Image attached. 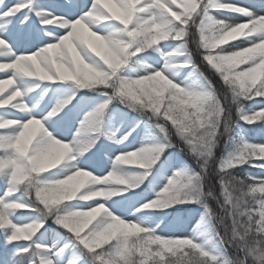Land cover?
Listing matches in <instances>:
<instances>
[{
    "label": "snow or ice",
    "instance_id": "1",
    "mask_svg": "<svg viewBox=\"0 0 264 264\" xmlns=\"http://www.w3.org/2000/svg\"><path fill=\"white\" fill-rule=\"evenodd\" d=\"M0 73V264H264V0H0Z\"/></svg>",
    "mask_w": 264,
    "mask_h": 264
},
{
    "label": "rangeland",
    "instance_id": "2",
    "mask_svg": "<svg viewBox=\"0 0 264 264\" xmlns=\"http://www.w3.org/2000/svg\"><path fill=\"white\" fill-rule=\"evenodd\" d=\"M232 2H236V3L241 4V5H251L254 2V0H232ZM218 18L226 19L232 23L242 22V20L244 19L243 17H241L239 15H232V16H220V15H218ZM234 43H239V41H235ZM223 47H229V45H224ZM241 67H243V65ZM3 78H5V74L0 73V79H3ZM0 111H2V110H0ZM257 123H259V121H257ZM78 127H79V124L77 122L69 130L65 131L63 133V136H66L68 139H71L75 135L76 128H78ZM251 127L252 128H247V129L251 130V129L256 128V126H254V125H251ZM245 128H246V125H245ZM248 139H250L256 143H264V136L248 134ZM107 170H110V166H107ZM107 170L104 172V174H107ZM252 173L254 175H257L258 177L261 175L259 170L252 171ZM94 174L99 175L100 173L96 172ZM0 187H2V186H0ZM195 207L196 206H193V207H191V209L195 208ZM188 210H190V209H188ZM197 219H198V217H197ZM50 226H54V225H50ZM189 232H190V229H189Z\"/></svg>",
    "mask_w": 264,
    "mask_h": 264
},
{
    "label": "trees",
    "instance_id": "3",
    "mask_svg": "<svg viewBox=\"0 0 264 264\" xmlns=\"http://www.w3.org/2000/svg\"><path fill=\"white\" fill-rule=\"evenodd\" d=\"M213 78V81L214 82H216L217 80H218V77H216V76H213L212 77ZM245 167H247V166H245ZM248 171H249V169H248ZM179 209H181V211H185V209L186 208H184L183 206H177ZM49 223H52L51 221H49Z\"/></svg>",
    "mask_w": 264,
    "mask_h": 264
},
{
    "label": "bare ground",
    "instance_id": "4",
    "mask_svg": "<svg viewBox=\"0 0 264 264\" xmlns=\"http://www.w3.org/2000/svg\"><path fill=\"white\" fill-rule=\"evenodd\" d=\"M7 93H5V95H6Z\"/></svg>",
    "mask_w": 264,
    "mask_h": 264
}]
</instances>
